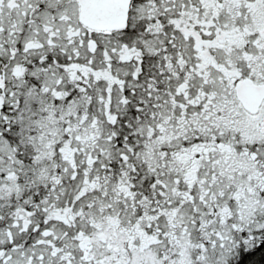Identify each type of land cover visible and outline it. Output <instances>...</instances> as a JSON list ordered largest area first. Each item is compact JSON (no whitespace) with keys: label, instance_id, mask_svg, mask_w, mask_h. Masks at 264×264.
<instances>
[{"label":"snow or ice","instance_id":"snow-or-ice-1","mask_svg":"<svg viewBox=\"0 0 264 264\" xmlns=\"http://www.w3.org/2000/svg\"><path fill=\"white\" fill-rule=\"evenodd\" d=\"M0 264H264V0H0Z\"/></svg>","mask_w":264,"mask_h":264}]
</instances>
